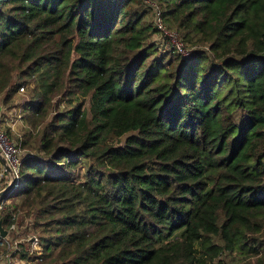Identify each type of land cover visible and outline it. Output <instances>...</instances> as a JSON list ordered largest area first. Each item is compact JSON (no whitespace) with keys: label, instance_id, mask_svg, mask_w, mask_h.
Wrapping results in <instances>:
<instances>
[{"label":"trees","instance_id":"16d2710c","mask_svg":"<svg viewBox=\"0 0 264 264\" xmlns=\"http://www.w3.org/2000/svg\"><path fill=\"white\" fill-rule=\"evenodd\" d=\"M156 1L209 48L163 52L144 0H0V96L30 93L0 219L42 246L10 231L0 256L264 264V0Z\"/></svg>","mask_w":264,"mask_h":264},{"label":"built area","instance_id":"2783aa9c","mask_svg":"<svg viewBox=\"0 0 264 264\" xmlns=\"http://www.w3.org/2000/svg\"><path fill=\"white\" fill-rule=\"evenodd\" d=\"M146 6L151 9L152 19L156 28V33L153 40L164 50L174 51L181 56L188 57L199 49H208V46L190 47L186 44L178 32L169 30L164 22L163 10L156 0H144ZM25 86L20 87V91H24ZM18 117L21 119L22 110L18 112ZM23 152L18 141L10 137L8 131L2 124V113H0V158H4L3 167L0 170V191L5 189L13 179H16V185L19 183L20 168L22 164ZM7 198L0 197V213L5 209ZM13 222L10 225V231L16 232L19 227L17 216H12ZM6 238L0 232V239ZM32 245H41L38 236L34 235L29 239ZM15 243V242H14Z\"/></svg>","mask_w":264,"mask_h":264},{"label":"rangeland","instance_id":"374dc122","mask_svg":"<svg viewBox=\"0 0 264 264\" xmlns=\"http://www.w3.org/2000/svg\"><path fill=\"white\" fill-rule=\"evenodd\" d=\"M165 52V51H163ZM163 52H161L163 54ZM32 85H30V88H31ZM28 88H29V85H26L25 86V90L24 91H20L19 92V97L16 98L15 100H17V104L19 105H10V109H13V107H19V106H22L24 101L26 99H28L30 97V93L28 91ZM225 94V93H223ZM19 99V100H18ZM230 100V98L228 99V101ZM0 102H3V95L0 96ZM21 103V105H20ZM12 104V103H11ZM20 108V107H19ZM16 116H18V114H16ZM19 118V117H18ZM23 122V121H22ZM6 129V128H5ZM26 129V126L25 124H23L21 130H18L19 133H12V132H9L8 133L10 134V137L13 139V140H18L19 137H21V135L24 133ZM7 130V129H6ZM24 155V153H23ZM77 178L80 179V180H84L85 178V173H84V170L83 168H79L78 169V174H77ZM23 213V212H22ZM34 216L31 215L30 217H27V218H22L20 219V224L18 225L19 229L15 232L16 233V237L14 239V242H15V246L17 245V243L19 242H22L26 239H24L25 237H27L28 239H30L31 237H33L34 235L38 236L39 233H40V229L36 228L35 225H34ZM25 232H28L27 236L25 235L26 233ZM36 233V234H35ZM16 249H14L15 251ZM30 252L31 253H37V254H41L42 253V246L39 244V245H30ZM229 260H230V257L227 255V254H224L221 256V258H218L216 259L213 263L211 264H219V263H222V264H229ZM36 263L35 260L32 261H26V260H22L20 258L19 255H17L16 253L13 254V255H7L5 254V252L0 256V264H34Z\"/></svg>","mask_w":264,"mask_h":264},{"label":"crops","instance_id":"0c3cea01","mask_svg":"<svg viewBox=\"0 0 264 264\" xmlns=\"http://www.w3.org/2000/svg\"><path fill=\"white\" fill-rule=\"evenodd\" d=\"M19 100V99H18ZM20 102V101H19ZM17 100H14V102L10 105H19L17 103ZM10 105L5 104L4 102H0V113H2V124L4 126V128H6L9 132L12 133H19L18 130H21L24 122H22V120L20 118H18V116H16V114H18V112L20 110H22V106L19 107H13V109H10ZM21 105V103H20ZM17 133V134H18ZM3 167V162L2 159L0 158V170Z\"/></svg>","mask_w":264,"mask_h":264},{"label":"water","instance_id":"95a60500","mask_svg":"<svg viewBox=\"0 0 264 264\" xmlns=\"http://www.w3.org/2000/svg\"><path fill=\"white\" fill-rule=\"evenodd\" d=\"M2 161L5 162L4 158H2ZM16 186V179H13L12 182L2 191H0V197H4L6 194L11 192ZM0 232L3 237L7 236L8 230H6L3 226L2 220L0 219Z\"/></svg>","mask_w":264,"mask_h":264}]
</instances>
